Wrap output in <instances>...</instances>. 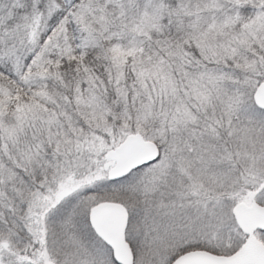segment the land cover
Segmentation results:
<instances>
[{
	"label": "snow or ice",
	"instance_id": "6c2138e0",
	"mask_svg": "<svg viewBox=\"0 0 264 264\" xmlns=\"http://www.w3.org/2000/svg\"><path fill=\"white\" fill-rule=\"evenodd\" d=\"M0 264H264V0H0Z\"/></svg>",
	"mask_w": 264,
	"mask_h": 264
}]
</instances>
